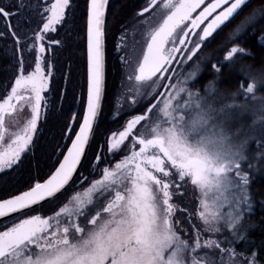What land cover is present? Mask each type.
I'll return each mask as SVG.
<instances>
[{"label": "snow or ice", "instance_id": "snow-or-ice-1", "mask_svg": "<svg viewBox=\"0 0 264 264\" xmlns=\"http://www.w3.org/2000/svg\"><path fill=\"white\" fill-rule=\"evenodd\" d=\"M252 3L0 0V264H264L238 247L264 174Z\"/></svg>", "mask_w": 264, "mask_h": 264}, {"label": "trees", "instance_id": "trees-1", "mask_svg": "<svg viewBox=\"0 0 264 264\" xmlns=\"http://www.w3.org/2000/svg\"><path fill=\"white\" fill-rule=\"evenodd\" d=\"M111 5L113 9L119 11L121 8L126 5L128 0H110ZM252 8L256 9V16L254 20L251 22V25L246 26L244 30H242L240 33L237 34V39H243L246 43H250V41L247 40V36L245 35L248 32V28L251 26H255L257 30L259 28L264 27V6H261L258 4L257 0H253V3L251 5ZM247 14V13H245ZM240 19H243L241 17ZM240 23V20H237L235 24H233L232 28L226 30L225 33H222L219 37H217L218 41L216 40L209 49H207L208 52H214V54L219 55V49L223 43H225V37L232 32V30ZM111 27H115V21L112 22ZM111 34V33H110ZM77 56H79V53H77ZM259 57L254 53L252 57H246L243 58L241 63L243 65L253 66L258 61ZM108 77L109 79L114 76L118 68L117 61L114 57V54L112 53V47L111 42H109L108 45ZM238 70V69H237ZM258 70V69H254ZM223 83L220 85V87L223 88H229L234 84V75L231 74L229 70L225 71V75L222 78ZM234 90V88L232 89ZM257 96H264V92H257ZM242 118H244V123L246 125L252 124V117L250 114H245ZM252 192L255 196V205L253 212L246 217L248 223L250 225H254V227L249 228V239L243 241L238 246L239 248L247 247L248 244L255 242L260 243L264 241V203H261V201H264V174L257 173L253 177V184H252Z\"/></svg>", "mask_w": 264, "mask_h": 264}, {"label": "flooded vegetation", "instance_id": "flooded-vegetation-1", "mask_svg": "<svg viewBox=\"0 0 264 264\" xmlns=\"http://www.w3.org/2000/svg\"><path fill=\"white\" fill-rule=\"evenodd\" d=\"M118 79H119V70L117 68L116 73H115V78H114V76H112V78H110L109 81H110V83H115L118 81ZM117 127H119V125L116 123H112L111 116L107 112V109H106L105 118L101 123V129L103 130L106 128H112L113 130H115Z\"/></svg>", "mask_w": 264, "mask_h": 264}, {"label": "rangeland", "instance_id": "rangeland-1", "mask_svg": "<svg viewBox=\"0 0 264 264\" xmlns=\"http://www.w3.org/2000/svg\"><path fill=\"white\" fill-rule=\"evenodd\" d=\"M216 40L218 41V39H216ZM206 51H207V50H206ZM241 119H242L243 124H244L245 127H246V130H247V126H248V125L245 124L246 122L244 123V120H245V119H244V118H241ZM252 134H257V133H252Z\"/></svg>", "mask_w": 264, "mask_h": 264}]
</instances>
